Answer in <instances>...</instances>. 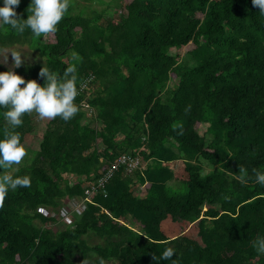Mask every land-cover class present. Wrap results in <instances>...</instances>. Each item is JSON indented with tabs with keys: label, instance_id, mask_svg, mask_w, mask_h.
Here are the masks:
<instances>
[{
	"label": "trees",
	"instance_id": "1",
	"mask_svg": "<svg viewBox=\"0 0 264 264\" xmlns=\"http://www.w3.org/2000/svg\"><path fill=\"white\" fill-rule=\"evenodd\" d=\"M93 1L69 0L57 31L41 37L0 26V48L25 44L41 59L17 74L43 84L44 66L60 77L75 67L78 89L77 114L49 119L39 149L12 174L31 184L0 204V264H156L166 247L177 264H264L253 247L264 236L254 175L264 170V14L252 0L74 8ZM30 2L20 0L18 19ZM187 46L183 57L171 53ZM5 111L0 139L13 131ZM32 121L25 114L14 130L22 144ZM122 156L139 165L127 171L116 165ZM112 167L104 193L90 196ZM240 168L247 183L235 179ZM70 198L81 211L54 232Z\"/></svg>",
	"mask_w": 264,
	"mask_h": 264
},
{
	"label": "clouds",
	"instance_id": "2",
	"mask_svg": "<svg viewBox=\"0 0 264 264\" xmlns=\"http://www.w3.org/2000/svg\"><path fill=\"white\" fill-rule=\"evenodd\" d=\"M19 4L20 0L0 2V26H9L17 33H24L27 29L35 37L55 33L69 8V0H31L27 9V19H18L16 8ZM252 4L264 14V0H252ZM9 54L13 61L12 67L0 71V108L6 109L4 118L13 131L6 132L0 139V170L20 164L26 155L20 135L14 131L22 126L25 114L35 112L42 119L59 117L67 122L78 112V105L75 103L78 95L75 67H68L60 77L44 66L39 73L44 83L40 84L37 80L26 81L14 70L22 66V55L27 58L24 50L0 48L2 62H7ZM244 172L245 170L240 168L241 174L235 175V179L241 184L247 183ZM254 175L255 182L264 186V170H255ZM30 184L31 178L28 175L16 177L0 175V204L10 190L27 188ZM253 247L259 254H264V236L258 237ZM174 254H176L174 248L166 247L158 259L154 256V260L156 264L162 260H171L172 264H177L178 256L172 259Z\"/></svg>",
	"mask_w": 264,
	"mask_h": 264
},
{
	"label": "rangeland",
	"instance_id": "3",
	"mask_svg": "<svg viewBox=\"0 0 264 264\" xmlns=\"http://www.w3.org/2000/svg\"><path fill=\"white\" fill-rule=\"evenodd\" d=\"M107 4H110V0H95L93 2L90 3H79L78 6L75 5V10L77 11H81L83 9H85V13L87 15H92V11H102L103 8L106 7ZM112 11V9H109ZM76 12V11H75ZM48 39V38H47ZM7 48H17V49H22L25 51L26 53V59L24 58V55H22V60H23V64L22 65H27V64H35V63H40L41 59L39 57V54L37 51L32 50L28 45L25 44H18V45H13L11 47H7ZM190 46L184 47L178 51L176 50H172L171 53L172 54H179L180 56H185L186 52L189 50ZM12 58H11V54H9L8 56V60L7 62H2V58H0V71H6L8 70L10 67H12ZM32 116V122H33V132L31 134H29L26 139L25 142L23 143L25 149H26V155L23 158V160L20 162V164L18 165H14L12 168H5L0 170V175H4V174H8V175H12L22 164L27 163L32 157H33V153L34 151L39 149V142L42 136L43 131L46 128L47 122L49 119H42L40 118L35 112L31 113ZM205 129V127H202L201 132ZM30 162V161H29ZM144 192L143 187L140 186H136L134 188V193L137 195H141ZM67 200V199H66ZM59 207L58 211V219L57 221L60 222L56 228L53 229V231H60L63 228H65V226H72V224L74 223L75 217L77 214L74 213H80L81 211V205L80 202H78L76 204V208L75 210L71 209V205L74 203V199L70 198L69 201H66ZM72 203V204H71ZM81 207V208H80ZM84 207V206H83ZM78 210V211H77ZM42 212L47 215L50 212L43 210ZM56 216V215H54ZM54 225V224H53ZM55 226V225H54Z\"/></svg>",
	"mask_w": 264,
	"mask_h": 264
},
{
	"label": "built area",
	"instance_id": "4",
	"mask_svg": "<svg viewBox=\"0 0 264 264\" xmlns=\"http://www.w3.org/2000/svg\"><path fill=\"white\" fill-rule=\"evenodd\" d=\"M119 162L124 163L127 166V171H131L139 165L138 159L128 158L125 156L120 157L118 159V161L116 162V165L119 164ZM113 170H114V167L109 169L108 172L104 173L103 177H101V178L97 179L95 182L91 183V186H90L91 191H89L90 196L95 195L97 193V191H99V190H101L104 193L106 183L108 182L109 178H111ZM69 202H71V201H69ZM71 206H72L71 209L73 210L74 207H76V203H73Z\"/></svg>",
	"mask_w": 264,
	"mask_h": 264
}]
</instances>
